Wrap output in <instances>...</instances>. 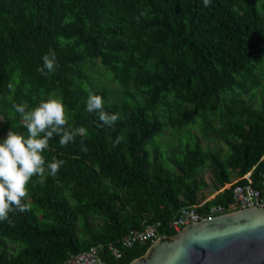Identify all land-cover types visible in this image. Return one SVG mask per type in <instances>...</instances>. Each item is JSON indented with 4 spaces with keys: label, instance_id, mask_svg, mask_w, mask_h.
<instances>
[{
    "label": "trees",
    "instance_id": "1",
    "mask_svg": "<svg viewBox=\"0 0 264 264\" xmlns=\"http://www.w3.org/2000/svg\"><path fill=\"white\" fill-rule=\"evenodd\" d=\"M50 49L58 68L45 77L37 68ZM97 65L124 89L119 102L97 86ZM263 77L264 0H0V140L27 132L13 105L49 98L64 103L67 130L85 129L64 147L50 140L46 161L65 164L43 183L33 177L30 211L0 221V264H64L100 245L104 264H131L154 243L127 248L131 231L160 223L171 238L180 210L227 206V186L248 174L258 188ZM92 93L115 124L86 111ZM201 115L217 142L205 148L189 132ZM166 129L188 132L162 147Z\"/></svg>",
    "mask_w": 264,
    "mask_h": 264
},
{
    "label": "clouds",
    "instance_id": "2",
    "mask_svg": "<svg viewBox=\"0 0 264 264\" xmlns=\"http://www.w3.org/2000/svg\"><path fill=\"white\" fill-rule=\"evenodd\" d=\"M210 0H204L208 6ZM43 64L37 71L47 77L58 68L54 50L42 56ZM8 88L12 89L9 83ZM24 121L26 133L9 130L7 137L0 140V221H8L9 213L16 210L27 212L31 205L25 202L29 196V184L33 177L43 183L46 175L55 177L65 164L63 160L53 158L46 161L43 153L49 148L50 140L59 137L61 147L75 142V137L85 133L83 127L68 129L65 105L60 98L42 100L34 109L28 110L24 104L13 105ZM86 111L97 112L99 120L105 126H112L119 120V114H110L104 110V98L101 95L89 94ZM122 137L116 138L119 143ZM81 151L87 153L88 148L81 144ZM47 170V172H46Z\"/></svg>",
    "mask_w": 264,
    "mask_h": 264
},
{
    "label": "water",
    "instance_id": "3",
    "mask_svg": "<svg viewBox=\"0 0 264 264\" xmlns=\"http://www.w3.org/2000/svg\"><path fill=\"white\" fill-rule=\"evenodd\" d=\"M131 264H264V208L188 225L156 240Z\"/></svg>",
    "mask_w": 264,
    "mask_h": 264
},
{
    "label": "built area",
    "instance_id": "4",
    "mask_svg": "<svg viewBox=\"0 0 264 264\" xmlns=\"http://www.w3.org/2000/svg\"><path fill=\"white\" fill-rule=\"evenodd\" d=\"M251 175L244 177L246 184L240 185L239 181L227 186L232 188V201L227 206H214L208 215L203 216L197 211V207L184 208L180 210L169 223V227L177 233L181 232L186 226L199 223L204 220H212L219 216L247 208H264V173L260 179L258 188L253 186ZM161 224L148 226L144 231H131L124 239V245L132 248L136 245H145L150 242L166 237L160 235ZM102 246L93 247L87 252L71 256L64 264H104L99 256ZM115 254H117L115 252Z\"/></svg>",
    "mask_w": 264,
    "mask_h": 264
},
{
    "label": "rangeland",
    "instance_id": "5",
    "mask_svg": "<svg viewBox=\"0 0 264 264\" xmlns=\"http://www.w3.org/2000/svg\"><path fill=\"white\" fill-rule=\"evenodd\" d=\"M98 64V63H97ZM100 67L102 68V70L100 69ZM100 67L97 65V68H93V69H89V70H94V72L92 73V75H94V79H95V82L98 83L97 86H105L108 88V90L110 91V96H109V101H116L115 99L116 98H120V100H122V92L124 93V89L122 88V86L114 79L113 75L108 72V70L106 68H104L103 66L100 65ZM103 72H105L103 74ZM100 74L99 76H95V74ZM259 72L257 71L256 72V75L255 76H259L258 74ZM106 74V75H105ZM263 81H264V77H263ZM264 86V85H263ZM263 88V87H262ZM120 90L121 91V95L119 96V92H117V90ZM264 89V88H263ZM257 93V92H256ZM259 101L261 102L262 99L264 98V91L261 93V91H259ZM258 99V97H257ZM119 101H116V102H119ZM203 118L204 116L201 115L196 124L195 125H192L190 127V130L189 132H191V134L197 136L199 138V141L201 142L202 146L205 148L207 146L208 143L212 144V145H215L217 144V142L213 139V140H210V136H205L204 132H203V128L204 126L202 125L203 123ZM1 119H0V123H1ZM192 128V129H191ZM188 130H184L182 132H173L171 131L170 129H166L164 131V134L162 136H159L157 137V142L161 144V146L163 147L165 145V143H167L169 141V138H172V140H175L177 138H179L180 135H183L184 133L187 134ZM185 134V135H186ZM189 138H185V142L188 141ZM171 143V142H170ZM151 146V145H150ZM167 147H169V144L167 145ZM217 194V193H216ZM216 194H214L213 196H211V198H213Z\"/></svg>",
    "mask_w": 264,
    "mask_h": 264
},
{
    "label": "crops",
    "instance_id": "6",
    "mask_svg": "<svg viewBox=\"0 0 264 264\" xmlns=\"http://www.w3.org/2000/svg\"><path fill=\"white\" fill-rule=\"evenodd\" d=\"M235 182H236V181H235ZM216 195H217V194H216ZM216 195H215V196H216ZM215 196H214V197H215ZM214 197H213V198H214ZM213 198L210 197L209 199H213Z\"/></svg>",
    "mask_w": 264,
    "mask_h": 264
}]
</instances>
